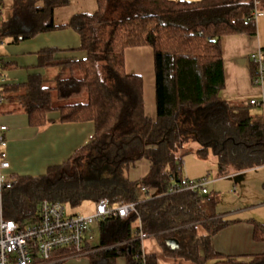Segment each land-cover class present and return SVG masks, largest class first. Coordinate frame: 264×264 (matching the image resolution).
I'll return each instance as SVG.
<instances>
[{
  "label": "trees",
  "instance_id": "obj_1",
  "mask_svg": "<svg viewBox=\"0 0 264 264\" xmlns=\"http://www.w3.org/2000/svg\"><path fill=\"white\" fill-rule=\"evenodd\" d=\"M39 1L15 0L12 16L1 23L0 40L17 42L72 27L80 34L85 57L57 59L55 49H46L39 65L61 67L55 86L32 75L23 84L3 82L0 94L9 112H26L31 124L56 119L91 123L93 132L64 161L48 166L45 177L17 174L18 182L1 198L4 215L26 225L44 197L72 206L87 199H107L111 206L138 202L127 216L97 223L98 242L94 237L81 250L92 249L90 264H117L119 259L157 264L155 255L144 253L142 234L155 238L165 255L194 264H264V253L243 258L214 249L212 237L229 224L213 212L215 196L201 188L170 192L184 178L182 158L192 151L202 159L213 155L221 175L264 165L260 107L221 95V38L256 33L254 0H96L94 12L76 14L64 24L55 23L54 12L69 0H42L41 6ZM259 9L264 11L263 0ZM140 46L153 50L155 118L145 112L143 77L126 71V50ZM64 71L69 75L63 77ZM53 88L61 99L85 94L86 100L53 106ZM141 160L149 161V171L131 180L128 171ZM171 238L177 247L167 244ZM253 238L264 242V224L254 222ZM74 253V248H59L52 258Z\"/></svg>",
  "mask_w": 264,
  "mask_h": 264
},
{
  "label": "crops",
  "instance_id": "obj_2",
  "mask_svg": "<svg viewBox=\"0 0 264 264\" xmlns=\"http://www.w3.org/2000/svg\"><path fill=\"white\" fill-rule=\"evenodd\" d=\"M14 1L1 0L0 26L3 21H7L12 16ZM38 5H43V1L40 0ZM61 7L63 8V6ZM57 9L59 8L55 10ZM3 11H6V13H3ZM55 13L56 11L54 12V21L56 19ZM74 15H71V18ZM221 47L225 71V87L221 95L227 100L238 102H249L251 99H256L258 104L253 106L260 107V111L264 115V101H262L264 85L261 87L253 83L257 66L254 61V55L259 50H264V16L256 19L255 34L235 33L223 36L221 38ZM46 49H55L54 57L57 59H82L85 57V52L81 49L80 34L72 27L41 32L33 37L20 39L17 42H13L12 37H4L3 47L0 51V56L5 62V79L3 82L11 85L23 84L29 80L30 76L39 75L43 79V82L47 84L48 79L44 75L42 76L41 69L49 66L39 65L40 54ZM125 55L127 73L141 75L144 79L145 112L149 117L155 118L153 50L149 46L133 47L128 48ZM145 59L148 60L146 68L144 67ZM8 109L9 104L6 102L3 110L5 115L2 119L10 126L7 134L9 138L8 152L11 161V172L16 175L22 176L15 167L20 165L14 162L28 156H31V158L34 156L38 157L36 163L43 165L48 164V162L52 163L55 159L60 160L61 156L64 158L65 154H68L67 146L69 145H66L68 141L72 145L73 151L78 146L84 144L93 132V125L91 123L64 124L59 122L58 119L53 123L36 126L31 124L26 112H9ZM55 114L57 113L54 112L53 117H56ZM149 168V161H138L129 169L128 176L131 180L138 181L148 173ZM258 168L264 169V165L251 169ZM241 172L243 171H230L227 174L220 175L238 178L237 174ZM203 177L205 176L186 178L198 180ZM211 183L212 181L209 180L208 185ZM208 185L207 192H209ZM251 222L252 224L246 223L245 225L222 228L212 237L214 249L225 255L236 256L264 253V242L254 241L253 238L254 222H261L256 215L252 216ZM142 248L145 254H153L157 257V264H194L182 258L165 255L162 247L151 236L142 240ZM81 256L83 255H79L78 257ZM68 259H65L62 264H66ZM117 264H124V260L119 259Z\"/></svg>",
  "mask_w": 264,
  "mask_h": 264
},
{
  "label": "built area",
  "instance_id": "obj_3",
  "mask_svg": "<svg viewBox=\"0 0 264 264\" xmlns=\"http://www.w3.org/2000/svg\"><path fill=\"white\" fill-rule=\"evenodd\" d=\"M255 9L252 12L256 19L264 16L259 9V0H254ZM0 0V17H1ZM3 43V40H0ZM256 70L253 83L264 85V50L254 55ZM4 77L1 74L0 58V90ZM3 97L0 94V112ZM264 101V94L262 96ZM251 105L258 104L256 99L249 101ZM9 128L0 123V264H54L65 257L53 259L54 252L59 248H74L76 254H81L86 241H92L93 226L109 216L125 217L135 211L138 202H130L111 206L107 199L96 203L91 214H72L66 205L58 199L45 198L39 204L38 214L32 221L22 225L12 218H7L2 209L1 198L6 190L12 189L18 182V176L11 172V161L8 152L6 134ZM209 180L207 177L198 180L183 178L180 184L173 186L170 192H180L201 188L207 192ZM142 190H145L142 187ZM147 235L142 234L141 239Z\"/></svg>",
  "mask_w": 264,
  "mask_h": 264
},
{
  "label": "rangeland",
  "instance_id": "obj_4",
  "mask_svg": "<svg viewBox=\"0 0 264 264\" xmlns=\"http://www.w3.org/2000/svg\"><path fill=\"white\" fill-rule=\"evenodd\" d=\"M58 8L59 9L55 10L56 23H67L70 22L71 15L84 12H94L97 8V3L96 0H69V2L63 6V8L61 7L62 9L60 7ZM3 13H6V11H3ZM2 47L3 43H0V51ZM147 66L148 60L145 59L144 67L146 68ZM60 70L61 67L59 66L43 67L41 69V74L48 79L47 84L53 87L56 85V77L60 73ZM68 75L69 71H64L62 74L63 77ZM79 100H86L85 94L73 99H61L58 97L57 91L54 88L51 90V103L53 106L73 103ZM5 103L6 101L4 100L1 102L0 123L5 124L10 129V126L2 119V117L5 115V112H3ZM8 132L9 130L7 131V134ZM7 134L6 139L9 143ZM66 145H69L67 146L68 154H65L64 158L61 156L60 160L55 159L54 162H48V164L43 165L36 163L38 157L34 156L35 158H31V156H28L22 160L20 159L17 162H14L17 165H20L15 167L22 176L25 175L31 176V178L41 179L42 177L48 175V166L50 167L57 162L61 163L71 153L72 145L69 144V141ZM56 174L57 170L52 173V178L56 177ZM59 175H61L60 172ZM182 175L184 178L205 176L208 180L212 181V183L208 185L210 194L209 196L210 198H213L214 196L217 197V202L213 205V212H216L218 215L222 216L225 221L229 222V224L225 227L245 225L246 223L252 224L251 218L254 215L259 218L261 223H264V169L258 168L243 171L237 174L238 178H232L231 176H221L216 166V158L213 155H210L207 159H202L198 158L194 152H190L185 154L182 158ZM66 207L68 212L72 214H91L95 211L96 204L92 199H87L74 206L67 203ZM208 220L209 219H207V221ZM93 229L95 237L93 242L97 243L99 240L98 224H95ZM91 251L92 249L85 250L78 255L76 253L73 255H68L65 258H69L66 261V264H90L88 255L91 253ZM79 255L83 256L78 257ZM249 256L251 255L245 254L236 257L248 258ZM65 259H63L62 262ZM205 264H211V261H207Z\"/></svg>",
  "mask_w": 264,
  "mask_h": 264
},
{
  "label": "water",
  "instance_id": "obj_5",
  "mask_svg": "<svg viewBox=\"0 0 264 264\" xmlns=\"http://www.w3.org/2000/svg\"><path fill=\"white\" fill-rule=\"evenodd\" d=\"M167 244L170 245L171 247L175 248L178 246V242L176 239L171 238L167 240Z\"/></svg>",
  "mask_w": 264,
  "mask_h": 264
}]
</instances>
